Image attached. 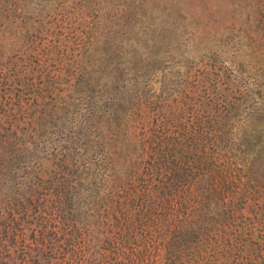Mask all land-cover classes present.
<instances>
[{
	"label": "trees",
	"instance_id": "1",
	"mask_svg": "<svg viewBox=\"0 0 264 264\" xmlns=\"http://www.w3.org/2000/svg\"><path fill=\"white\" fill-rule=\"evenodd\" d=\"M0 264H264V0H0Z\"/></svg>",
	"mask_w": 264,
	"mask_h": 264
}]
</instances>
